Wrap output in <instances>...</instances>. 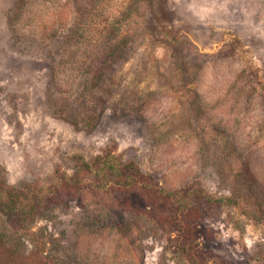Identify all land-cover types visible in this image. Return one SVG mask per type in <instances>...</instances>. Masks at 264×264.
Segmentation results:
<instances>
[{
	"label": "rangeland",
	"instance_id": "rangeland-1",
	"mask_svg": "<svg viewBox=\"0 0 264 264\" xmlns=\"http://www.w3.org/2000/svg\"><path fill=\"white\" fill-rule=\"evenodd\" d=\"M0 264H264V0H0Z\"/></svg>",
	"mask_w": 264,
	"mask_h": 264
},
{
	"label": "trees",
	"instance_id": "trees-1",
	"mask_svg": "<svg viewBox=\"0 0 264 264\" xmlns=\"http://www.w3.org/2000/svg\"><path fill=\"white\" fill-rule=\"evenodd\" d=\"M80 159L86 170L93 171L95 176L97 172H101L104 178L110 179L113 183L120 184L124 187H129L130 185L137 183L148 185L145 175H143L137 167L134 169L132 163L122 164L116 162L114 157L107 156L101 159L97 168L96 165L93 168L89 163L85 162L83 158ZM4 195L5 197H3L1 208L3 211L7 210V212H12L14 208L7 201V198H9L10 195H7V193ZM33 208L34 207L27 208L26 206H22L21 214L29 216L34 212Z\"/></svg>",
	"mask_w": 264,
	"mask_h": 264
}]
</instances>
